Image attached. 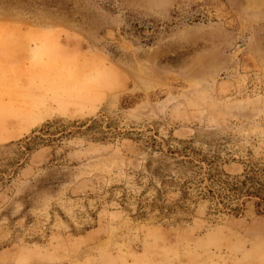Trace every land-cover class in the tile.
I'll return each instance as SVG.
<instances>
[{
    "label": "rangeland",
    "instance_id": "obj_1",
    "mask_svg": "<svg viewBox=\"0 0 264 264\" xmlns=\"http://www.w3.org/2000/svg\"><path fill=\"white\" fill-rule=\"evenodd\" d=\"M250 165L264 0H0V264H264Z\"/></svg>",
    "mask_w": 264,
    "mask_h": 264
},
{
    "label": "trees",
    "instance_id": "obj_2",
    "mask_svg": "<svg viewBox=\"0 0 264 264\" xmlns=\"http://www.w3.org/2000/svg\"><path fill=\"white\" fill-rule=\"evenodd\" d=\"M243 180L235 179L234 183H231L230 188L233 191H238L239 187L243 188V194L247 197H252L257 199L256 207L260 210L264 211V168L256 167V166H247L243 173ZM207 193L211 197V199H215L219 204L225 206H230V211L236 212V214L240 213L242 210L238 205L234 208L231 207L229 201H226L228 197L224 195L222 192L218 191L217 193L213 192L212 189H208ZM243 206V204H241ZM258 211L260 213L261 211ZM263 214V213H260Z\"/></svg>",
    "mask_w": 264,
    "mask_h": 264
}]
</instances>
